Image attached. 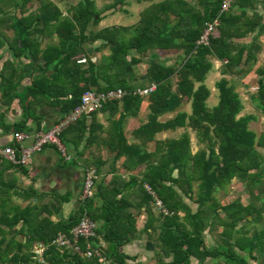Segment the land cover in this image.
<instances>
[{"label":"trees","instance_id":"obj_1","mask_svg":"<svg viewBox=\"0 0 264 264\" xmlns=\"http://www.w3.org/2000/svg\"><path fill=\"white\" fill-rule=\"evenodd\" d=\"M63 1L0 0V63L9 56L0 64V129H5L4 133L31 135L30 122L38 131L50 116H57L60 121L78 108L87 91L118 88L133 91L157 83L159 88L153 94L131 95L108 102L101 111L109 106L117 110L122 105L120 122H124L127 116L138 114L145 102L150 104V121L136 136L147 137L149 144L156 143V149L139 160L131 158V164H126L130 168L146 164L140 197L150 220L144 232L151 235L160 225L162 254L166 258L173 256L172 261L160 264H190L192 256L200 259L212 255L201 250L202 236L210 219L217 225L215 218L220 210L227 213V228L231 231L241 222H248V218L257 224L264 223V199L257 190L264 178V155L258 150L264 149V133L258 136L249 129L254 116L240 117L244 106L227 78L217 83L220 101L213 109L207 106L211 90L205 83L212 69L210 58L226 62L224 75L245 78L254 73L261 79L251 99L264 111V66L255 69L262 51L260 39L264 37V13H259L258 5L264 8V0H234L230 11L223 15L225 0H138L150 2L138 25L114 26L97 32L91 29L103 18L95 0H80L68 9L67 16L58 4ZM123 2L115 0L106 8L112 10ZM233 9L239 13L233 14ZM218 18L220 25L213 31L209 46H199L206 25ZM248 39L250 43H240ZM46 40L56 42L42 49ZM97 43L100 46L94 49L95 54L108 48L110 55L94 62L87 47ZM157 51L182 52L185 58L180 57V64L168 67L158 63L154 56ZM147 55L152 58L143 75L138 67L146 63ZM82 60L86 63H79ZM143 76H149V81L142 83ZM27 79H31L30 85H24ZM15 101L20 105L22 118L8 125L6 118ZM183 104L191 105L190 114L181 112L166 123L160 122L166 113L176 111ZM46 105L53 109L51 113L41 111ZM97 113L82 117L63 133L61 140L66 150L83 155L91 147L95 127L102 128L96 125ZM178 129L195 133L199 151L192 152L188 133L179 139L157 142L159 134ZM124 148L140 151L136 145L130 147L122 128L110 149L123 155ZM0 163L4 164V171L12 167L25 170L8 161L0 160ZM175 170L177 176H174ZM234 179L248 191L249 206L234 203L223 207L212 196ZM195 183H199L202 194L200 210L193 214L182 195L188 197L193 193ZM146 184L158 193L170 215L153 213L154 198ZM129 186L132 185L120 184L117 178L109 188L100 184L95 188L94 198L82 200L76 215L54 224L38 208L13 206L16 185L11 180L0 183V264H107V260L112 264H129L131 258L122 248L138 233V217L133 212L136 205L129 197L132 191L127 192ZM181 212L186 214L194 234L184 231L180 225ZM85 214L102 224L97 235L103 237L108 247L99 246L98 237L92 240L101 256L85 258L51 245L43 261L35 258V244H51L59 235H70ZM256 237V247L264 252V227L256 232ZM80 244L85 250V240ZM239 263L247 264L244 260Z\"/></svg>","mask_w":264,"mask_h":264},{"label":"crops","instance_id":"obj_2","mask_svg":"<svg viewBox=\"0 0 264 264\" xmlns=\"http://www.w3.org/2000/svg\"><path fill=\"white\" fill-rule=\"evenodd\" d=\"M98 1L102 2L104 0ZM105 3L108 5L111 1H105ZM147 4L150 6V2H147ZM232 11L233 14L239 13L237 9H233ZM258 11L260 14H263L264 8L261 5H258ZM113 13V9L106 10L101 18L104 20ZM263 39L264 37L260 39V42ZM250 41L251 39H248L240 43L245 44L250 43ZM54 42H56V40ZM99 46L100 43H97L91 47L93 49L92 51L94 52V49ZM261 47L262 54L264 53V46L261 45ZM45 48L42 46V49ZM99 53H97V55ZM154 56L157 57L158 63L168 67L180 64V57L183 59L185 58V55L182 52L176 51L170 53L157 51ZM8 57L9 56L6 55L4 59L1 60L0 64L8 59ZM151 58V56L147 55L145 59L147 62H150ZM97 60L98 58L93 57L94 62ZM210 61L212 69L215 65V69L218 70L217 75L219 78H227L229 81L233 78L231 75L223 74L226 62H221L214 58H210ZM149 66L150 63H147V65H140L138 67L139 73L146 75ZM31 82V79H27L24 81V85H30ZM211 82L215 84L213 86L217 87L218 82L212 80ZM118 108L119 109L116 110L113 106H109L107 110L100 111L96 114V125L101 126L102 128L98 129L95 127L96 136L93 139V144L91 147H87V151L83 155H78L79 152L69 149L67 152L71 159L67 160L61 156L60 152L55 147H47L42 152L37 153L32 157L30 165L24 167V171L16 169L15 167L4 171L5 166L3 163H0V173H2V180L0 183L2 184L4 181L11 180V184L16 185L17 192L14 191L12 193L13 206L22 209L28 207L38 208L44 212V218L57 224L60 221L68 220L79 212L82 204V189L85 179V170L89 167H94L96 169L99 167L98 172L100 176L96 184V190L102 183L109 188L111 181L114 178H117L120 184L130 183L132 185L128 187L127 192L129 193L132 191L129 194V197L132 203L136 205L133 212L138 217V233L131 242L122 248V252L131 258L129 264H160L161 261L170 262L173 260V256L166 258L161 251L160 225L157 232L152 233L151 231V235L144 232L150 220V213L147 208H142L140 197V184L145 177L146 164L137 168H130L128 164H126H131V158L139 160L140 158H144V156H148V154L154 153L156 149V143L149 144L147 137L136 136V133L150 121V104L145 102L138 114L127 116L124 122H120V118H122L123 114L122 105H118ZM2 109L6 110L5 106H3ZM41 111L51 113L53 109L50 105H46ZM181 112L190 114L191 105L183 104L182 106H179L176 111L166 113L160 119V122L166 123L174 119L177 114ZM21 118L22 110L18 101H15L6 118L7 124L13 125L19 122ZM58 119L59 117L57 116H54L53 118L50 116L47 118L48 121L46 120L43 123L41 130L38 131H36L34 124L30 122L29 127L31 128V135L49 131L56 125ZM122 128L124 129V137L127 139L130 147L136 145L140 148V151H132L131 149L124 148L123 155H117L111 151L110 145L117 140L118 132ZM4 130L5 129H0V145L11 146L13 133H4ZM185 131V129H178L176 131L163 132L157 136L156 140L157 142H164L166 140L179 139ZM181 132L183 133L181 134ZM189 134L191 135V142H195V134L192 133L191 130H189ZM30 144L31 142L28 143V145ZM84 145L85 144L82 145L80 151L83 150ZM197 151H199L197 147L192 148L193 153H196ZM224 192L231 193L223 200L221 199V196ZM232 192H238V197L235 199L231 198V196H233ZM201 194L199 183H195L193 186V193L188 197L182 195L184 203L193 214H196L200 210L199 198L201 197ZM212 196L217 199L223 207H228L234 203H240L244 207H247L250 204V196L247 193L245 186L241 183H232L226 188L214 191ZM119 197H122V195ZM153 213H159L155 206H153ZM179 217L180 225L184 227V231L193 233V228L186 220V214L181 212ZM215 219H218L217 225H213L212 219L209 220V223H207L206 220L207 226L202 236L204 246L201 250L203 252H212V255L208 254L200 259L192 256L190 264H243L239 263V260H244L247 264H264V252H262L259 247H256V232L264 227V223L257 224L252 218H248V222H241L235 230L231 231L227 228L229 217L224 210H220L219 216ZM97 225L99 229L102 228L101 223H97ZM98 245L103 249L108 247V244L104 241L102 236H98ZM231 251L234 252V255ZM103 260L105 259L103 258ZM107 264L112 263L110 260H107Z\"/></svg>","mask_w":264,"mask_h":264},{"label":"built area","instance_id":"obj_3","mask_svg":"<svg viewBox=\"0 0 264 264\" xmlns=\"http://www.w3.org/2000/svg\"><path fill=\"white\" fill-rule=\"evenodd\" d=\"M233 2L234 0H225L221 15L230 11ZM219 25L220 18L207 24L198 41V45L209 46L210 37L215 28ZM79 63L84 64L86 63V60H82ZM158 88L159 85L153 83L146 88H139L133 91H128L122 88L111 89L105 92L87 91L83 95L81 104L78 108L58 121V123L49 131L39 132L35 135L13 134L11 146L0 145V159L8 161L16 166L28 167L35 154L42 152L47 147H55L63 158L70 160L71 158L69 157L61 137L72 124L76 123L82 117L100 112L103 109V106L108 102L123 100L131 95L149 96L156 92ZM29 142H31L30 145H28ZM99 176V172L96 168H86L82 189V200H89L95 197V188ZM146 189L153 196L154 206L157 211L165 216L170 215L161 197L154 188L150 184H146ZM97 231V223L85 214L80 219L79 223L71 230L70 235H59L51 244L43 242L35 244L33 248L34 256L38 260L43 261L44 254L51 245L70 250L85 258H90L95 255L101 256L100 252L92 245V240L98 237ZM81 240H85L87 243L85 250L81 247ZM101 259L103 260L102 257Z\"/></svg>","mask_w":264,"mask_h":264},{"label":"rangeland","instance_id":"obj_4","mask_svg":"<svg viewBox=\"0 0 264 264\" xmlns=\"http://www.w3.org/2000/svg\"><path fill=\"white\" fill-rule=\"evenodd\" d=\"M56 1V0H55ZM96 5L99 11L100 16H103L105 11L108 10L106 8L107 4L105 1H115V0H104L102 2L95 0ZM80 2V0H64L63 2L58 3L60 8L62 9L64 15H68V9L72 6L77 5ZM124 5V6H123ZM148 6L147 2L140 3L138 0H124L122 4H118L116 8H114V13L112 15H109L106 17L103 21H101L96 27H92V31L97 32L100 29L103 30V28H110L113 26H125V27H133L138 25L141 19L142 11ZM36 8V5H33V9ZM111 10V9H110ZM128 11V13H127ZM54 41L47 40L43 44V48L50 45ZM261 45L264 46V39L260 42ZM88 53L91 57H95L101 59L105 55L110 54V50L107 48L102 53H99L98 55L95 54L90 46L87 47ZM264 51V50H263ZM261 54V53H260ZM259 64L256 65L255 69L264 66V53L259 55ZM146 61V65H147ZM218 70L214 68L209 72L206 80L207 87L211 90L212 94L207 102V106L209 109H213L214 106H217L220 101V91L217 87L213 86L215 85L212 81L218 82L221 80V78L217 75ZM230 80V84L235 87L236 91L239 93L241 101L244 106V110L240 117L245 116H254L255 121L252 122L249 125V129L253 132H255L258 136L264 133V111L260 110L258 108L257 103L253 102L251 99V94L255 93L257 91V85L259 83V80L261 79L260 76L255 75L254 73H251L247 75L245 78H239L236 76H232ZM264 80V77H263ZM49 118V117H48ZM48 121V120H47ZM183 132H181L182 134ZM185 133L189 134V130H186ZM183 133V134H185ZM194 133V132H192ZM180 134V135H181ZM182 134V135H183ZM195 134V133H194ZM190 135V134H189ZM196 137V135H195ZM191 138V135H190ZM192 148L197 147L198 150L200 149V146L198 145L197 139L195 142H191ZM258 150L264 155V149L258 148ZM232 183H240L236 179H234ZM230 185V184H229ZM257 190H259L260 194L262 195V198L264 199V178H263V184L259 185L257 187ZM231 192H224L221 196V199H226L227 195H229ZM233 193V192H232ZM248 193V191H247ZM249 194V193H248ZM239 195L238 192H234L233 196L231 198L235 199Z\"/></svg>","mask_w":264,"mask_h":264},{"label":"water","instance_id":"obj_5","mask_svg":"<svg viewBox=\"0 0 264 264\" xmlns=\"http://www.w3.org/2000/svg\"><path fill=\"white\" fill-rule=\"evenodd\" d=\"M147 81H149V76H143V77L141 78V82H142V83H145V82H147ZM207 146H208V145H207ZM177 173H178V171L175 170V172H174V176H177Z\"/></svg>","mask_w":264,"mask_h":264}]
</instances>
